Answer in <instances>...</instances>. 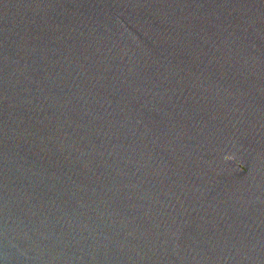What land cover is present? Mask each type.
<instances>
[{
	"label": "water",
	"instance_id": "water-1",
	"mask_svg": "<svg viewBox=\"0 0 264 264\" xmlns=\"http://www.w3.org/2000/svg\"><path fill=\"white\" fill-rule=\"evenodd\" d=\"M0 264H264V0H0Z\"/></svg>",
	"mask_w": 264,
	"mask_h": 264
}]
</instances>
